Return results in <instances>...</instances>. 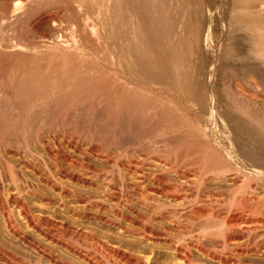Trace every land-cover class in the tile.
Listing matches in <instances>:
<instances>
[{
  "label": "bare ground",
  "instance_id": "bare-ground-1",
  "mask_svg": "<svg viewBox=\"0 0 264 264\" xmlns=\"http://www.w3.org/2000/svg\"><path fill=\"white\" fill-rule=\"evenodd\" d=\"M131 1L105 0L104 18L81 0L0 4V264H264V39L181 88L189 124L156 94L183 69L174 14ZM55 5L68 26L36 40ZM131 137L151 140L137 158Z\"/></svg>",
  "mask_w": 264,
  "mask_h": 264
},
{
  "label": "rangeland",
  "instance_id": "rangeland-1",
  "mask_svg": "<svg viewBox=\"0 0 264 264\" xmlns=\"http://www.w3.org/2000/svg\"><path fill=\"white\" fill-rule=\"evenodd\" d=\"M2 1V2H1ZM88 2L87 3V7H84L83 5H85L86 3L85 2ZM105 0H92V2L95 4L93 5L95 8V6H97L96 8H100L99 10H101L102 8V18H104V13H105ZM133 1V0H132ZM131 1V2H132ZM164 1V2H163ZM174 1V2H173ZM4 0H0V5L1 8L4 6L5 3H3ZM83 0H81V4H82V7H84V9L86 8V10H88V14H90V16H96V13L94 12L96 10L91 8L90 6L92 5H89V2L88 0H85L83 3ZM99 2V3H98ZM134 2V1H133ZM160 2V7L165 10V9H170L172 12H173V16L174 18L172 19V12H171V18L173 23H174V29H177L179 30L177 32L178 33L176 35V37L178 36V38H174V41L176 42L175 44V49L177 50V52H179L176 56L174 55V57L176 58H173V62L174 61H177L178 65L183 69H181L180 71V76L176 75V77H167L165 79V81L163 82V84L161 85H158L156 86V88L158 89V91L155 89V92L157 91V95L159 93V95H161V97H172L171 99L177 104V109H179V111H181L180 115L179 116H183V118H187V121L189 122L190 120L195 124H198L199 122H201L199 119L196 120V118H198L195 114L196 112V108L194 109V107H196L194 105V97L193 96H187L186 98L181 96L183 95L184 93L188 92L186 91L185 92V89L187 90V88L190 90V89H194L195 87V84L196 83H193V82H201V81H205L203 79H206L207 77L209 78L210 76V72L211 70L208 71L209 68L211 69H216L217 67L215 66V62L213 61L214 60V57H220V55L223 57L224 56V53L225 51H227V49H229L230 46H232V43L233 42H247L248 39H258V38H262L264 39V30L262 29V26L264 27V0H159ZM104 3V4H103ZM135 3H137V1L135 0ZM187 3V4H186ZM98 4V5H97ZM101 4V5H100ZM169 4V5H168ZM173 4V5H172ZM183 4V5H182ZM132 5V4H131ZM134 5V4H133ZM136 5V4H135ZM134 5V6H135ZM168 7H167V6ZM241 6V7H239ZM61 8L57 5H55L54 7H51L47 10H45L42 14H40L37 18V20L33 21L34 24V28L35 30L38 32V35L36 36V34H34L36 40L38 41H41L43 39H45L46 37H41L40 36L44 33H46L48 31V28L49 30L53 29V32L54 30L56 32H58V34H62L63 32V27H66L68 26V21L67 19L63 16V14H57L56 11L58 10V8ZM89 7V8H88ZM0 8V9H1ZM104 8V9H103ZM135 8V10L137 9L136 7H133V9ZM92 9V10H91ZM176 9V11H175ZM167 10V11H168ZM93 13H92V12ZM137 11V10H136ZM168 11V12H169ZM181 11V12H180ZM50 12V13H49ZM169 12V13H170ZM176 12V13H175ZM194 12V14H193ZM52 13V14H51ZM92 13V14H91ZM95 13V14H94ZM176 14V15H175ZM48 16V17H47ZM180 16V17H179ZM190 16V17H189ZM189 17V18H188ZM193 17V19H192ZM178 18V19H177ZM180 18V20H179ZM182 18V20H181ZM175 19V20H174ZM176 19L178 21H176ZM199 19V20H198ZM245 19V20H244ZM66 20V21H65ZM238 20V21H237ZM38 21V22H37ZM45 21V22H44ZM103 21H105V19H103ZM251 21V23L249 22ZM255 21V23H254ZM48 22V23H47ZM176 22V23H175ZM201 22H203L202 25H199ZM253 22V23H252ZM28 24V22H26V24H24V31L26 33H28V36L31 34L28 30V27H26ZM197 24V25H196ZM180 25V26H179ZM250 25V26H249ZM179 26V28H178ZM182 26V28H181ZM198 26V27H197ZM200 26V28H199ZM241 26V27H239ZM58 28L56 30V28ZM61 27V29H59ZM176 27V28H175ZM247 27H251L250 29H248V32L246 30ZM256 27V28H255ZM261 27V29H260ZM46 28V29H45ZM51 28V29H50ZM55 28V29H54ZM199 28V29H198ZM234 28V29H233ZM239 28V30H238ZM252 28L254 29V31L252 32ZM181 29V30H180ZM196 29V30H195ZM200 29H202L201 31H199ZM210 29V30H209ZM233 29V31H232ZM260 29V30H259ZM59 30V31H58ZM244 30V31H243ZM246 30V31H245ZM259 30V31H258ZM232 31V32H231ZM258 31V32H256ZM262 31V32H261ZM43 32V33H42ZM61 32V33H60ZM199 32H201L199 34ZM246 32V33H245ZM10 33V32H9ZM30 33V34H29ZM229 33V34H228ZM254 36H252V34H254ZM257 33V34H256ZM259 33V34H258ZM43 34V35H44ZM10 36V34H8ZM32 35V34H31ZM30 35V37H31ZM250 35V36H249ZM33 36V35H32ZM185 36V37H184ZM197 36V37H196ZM203 36V38H202ZM252 36V38H251ZM39 37V38H38ZM199 37H200V40H199ZM228 37V39H227ZM254 37V38H253ZM34 38V37H33ZM186 39V40H185ZM198 41H197V40ZM211 39V40H210ZM16 39L14 38L13 41H15ZM207 40V41H206ZM231 40V41H230ZM196 41V42H195ZM217 41V42H216ZM229 43L228 45H224V44H227L226 43ZM190 42V43H189ZM201 44V47L202 48H198ZM194 43V44H193ZM218 43L222 44L221 46L218 45ZM188 44V45H187ZM198 44V45H197ZM208 44V46L206 45ZM217 44V45H215ZM205 45V46H204ZM224 45V46H223ZM177 46V47H176ZM189 48H187V47ZM218 46V49L216 48ZM193 47V48H192ZM196 47V48H195ZM210 47V49H209ZM214 47V48H213ZM224 47V48H223ZM184 48V49H183ZM191 48V49H190ZM173 49V51L175 50ZM187 49V50H186ZM190 49V51H189ZM195 49L196 52H200L199 54L195 52ZM207 49V51H205ZM212 50H214V52H210ZM221 49V50H220ZM224 49V50H223ZM175 50V51H176ZM200 50V51H199ZM202 50V51H201ZM223 50V51H222ZM192 51V52H191ZM195 54H193L194 52ZM230 51V50H229ZM186 52V53H185ZM218 54H217V53ZM223 54H222V53ZM190 53V57L193 58L191 59L189 57V59L187 58L188 54ZM192 53V54H191ZM204 53V54H203ZM214 53V54H213ZM216 53V54H215ZM184 54V55H183ZM187 54V55H185ZM203 54V55H202ZM179 55V57H177ZM196 55V56H195ZM199 55V57H198ZM216 55V56H215ZM218 55V56H217ZM186 56V57H185ZM183 57V59H181ZM200 61V63L198 64V61ZM201 57L202 60H200L199 58ZM204 58V60H203ZM224 58V57H223ZM222 58V59H223ZM178 59V60H177ZM181 59V61H179ZM185 59H187L185 61ZM194 59V60H193ZM195 59L197 61V63L195 62ZM182 60L185 62L182 63ZM192 60V62H191ZM201 61H203L201 63ZM214 64H212V62ZM220 61H223V60H220ZM181 63L183 64V66L181 65ZM192 63V65L190 64ZM224 63V61H223ZM187 64H189L190 66L189 67H185ZM194 64V65H193ZM201 64V65H200ZM103 64H99V68L100 69H105V67L102 66ZM195 65L198 67L195 68ZM200 67H199V66ZM214 65V66H213ZM188 66V65H187ZM202 66V68H201ZM205 66V67H204ZM211 66V67H209ZM103 67V68H102ZM194 67V68H193ZM191 70H190V69ZM193 68V69H192ZM203 68L205 70H203ZM208 68V69H207ZM103 69V70H104ZM196 69V71H195ZM190 70V71H188ZM200 70V71H198ZM184 74H181L183 73ZM186 71V72H185ZM201 73V75L198 74V72ZM193 72V74H192ZM196 72V73H195ZM204 72V73H203ZM206 72V73H205ZM212 72V71H211ZM187 74V75H186ZM189 74V75H188ZM198 74V75H196ZM205 76H204V75ZM208 74V76H207ZM183 75V77H182ZM185 75V76H184ZM192 75V76H191ZM186 76H189L186 77ZM203 76V77H201ZM184 80L182 82V79ZM178 79V80H177ZM185 79H188L187 81ZM192 79V80H191ZM196 79V80H195ZM198 79V80H197ZM202 79V80H200ZM170 80V81H168ZM172 80V81H171ZM181 80V81H180ZM174 81V82H173ZM172 84H171V83ZM180 82V83H179ZM189 85H186L187 83ZM185 83V84H183ZM165 84V86H164ZM168 84V85H166ZM177 84V85H176ZM183 84V86L181 85ZM191 84V85H190ZM169 85H170V88H169ZM175 85V86H174ZM180 88H179V86ZM194 85V87H193ZM173 86V88H172ZM187 86V88H186ZM189 86H192V87H189ZM219 86V85H218ZM161 87V88H160ZM164 87V89H163ZM178 87V88H177ZM169 90H168V89ZM177 88V89H176ZM184 91H182V89ZM174 90V93H173V90ZM181 90V91H180ZM162 91V92H161ZM159 92V93H158ZM182 92V93H181ZM167 93V94H166ZM164 94V95H163ZM158 95V96H159ZM172 95V96H170ZM189 97V98H188ZM192 98V99H191ZM191 99V100H189ZM178 100V101H177ZM180 104H179V103ZM190 108V109H189ZM179 111H178V114H179ZM186 116V117H184ZM196 116V117H195ZM189 119V120H188ZM190 121V122H191ZM189 122V124H190ZM202 124V123H201ZM69 126H66L64 125V128H68ZM29 132V131H28ZM169 135H171L170 132H167ZM166 133V134H167ZM28 135L30 136V133H28ZM167 135V136H169ZM115 136L118 137V138H121V134L119 132H116L115 133ZM133 136V135H131ZM148 140V139H147ZM147 140H143L142 142L140 141L139 142H136L133 140V137H131V139H129L127 142L125 141L124 142V150L126 152V154L128 153L129 155H131L132 157H136L137 156H140V155H143L144 154V151L142 152V150L148 146V144H150L149 142H151V140L148 142ZM145 145V146H144ZM141 146V147H140ZM143 146V148H142ZM154 148L156 150H159L161 149L162 150V146L159 144V143H156L154 144ZM160 146V147H159ZM141 149V151L139 152V150ZM38 157L40 158L39 161L42 163V164H50L49 161L45 158L44 154L40 151L39 154H37ZM44 156V157H43ZM120 159H124L125 155H120L119 156ZM46 160V161H45ZM44 162V163H43ZM51 167V165L49 166ZM108 167V166H107ZM109 168V167H108ZM52 169V168H51ZM50 171H53V170H50ZM260 236H258L257 240H260L262 238H264V234L261 235V238Z\"/></svg>",
  "mask_w": 264,
  "mask_h": 264
}]
</instances>
